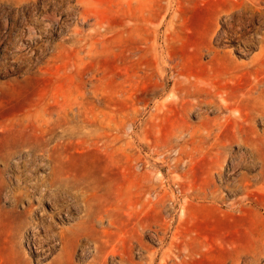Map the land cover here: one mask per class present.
Wrapping results in <instances>:
<instances>
[{
    "label": "rangeland",
    "instance_id": "374dc122",
    "mask_svg": "<svg viewBox=\"0 0 264 264\" xmlns=\"http://www.w3.org/2000/svg\"><path fill=\"white\" fill-rule=\"evenodd\" d=\"M263 24L264 0H0V115L36 149L0 164V263L264 264Z\"/></svg>",
    "mask_w": 264,
    "mask_h": 264
},
{
    "label": "bare ground",
    "instance_id": "6f19581e",
    "mask_svg": "<svg viewBox=\"0 0 264 264\" xmlns=\"http://www.w3.org/2000/svg\"><path fill=\"white\" fill-rule=\"evenodd\" d=\"M247 1V0H246ZM242 2V1H241ZM243 3V2H242ZM250 5V4H249ZM263 5V4H262ZM257 6V5H256ZM262 7V6H261ZM257 8V7H256ZM259 10V9H258ZM260 11V10H259ZM250 12V11H249ZM249 14V13H248ZM247 16V15H246ZM250 18V17H249ZM246 21V20H245ZM236 24V23H235ZM233 25V24H232ZM264 25V24H263ZM235 27V26H234ZM236 28V27H235ZM241 28V27H240ZM229 39V38H228ZM181 83H183L182 82V79L181 78H179V79H177V81H176V84H180L181 85ZM191 85V84H190ZM61 120V119H60ZM56 121V120H55ZM59 121V120H58ZM35 122V121H34ZM45 122V124H47V126L48 125H52V123H50V121H44ZM36 123H39V121L37 120L36 121ZM60 123H62V122H59V123H55V125L54 126H57V125H59ZM54 124V123H53ZM40 125H41V123H40ZM60 126V125H59ZM35 127V126H34ZM36 127H38L37 125H36ZM54 128L55 127H53V128H51V130L53 129L54 130ZM35 130V129H34ZM36 133V132H35ZM34 132H33V134H34V136H38V135H36ZM0 135H1V137H0V164H2V165H4V167H6V168H8V167H10L11 165H12V163L14 162V163H17V161H22V163H17L16 165H15V167L16 168H18V169H20V168H24L25 167V165H27V164H31V163H33L34 162V160L36 159V157L33 155V154H35L36 152H35V150L36 149H34V150H32V151H25V117H17V118H4L2 115H0ZM45 137V136H44ZM47 139V138H46ZM51 140V139H50ZM48 141L47 140H45V141H43V143L40 145V149L39 150H41V151H43V152H45V145L46 144H49V143H47ZM43 183V182H42ZM75 184V183H74ZM45 186H46V188H48V190H50V191H52L53 192V197H54V200H55V204H58L59 203V201L62 199V198H68V197H72V198H74V199H78V200H81V201H84V202H86L85 204L86 205H88V203H89V200L88 199H85V197L86 196H84V194H81V193H79L78 194V192L77 191H75V187H77V186H79L78 184H76V185H73L72 183H69V182H61L60 181V179H51L50 180V182H48V183H45ZM85 186V185H84ZM150 187L152 188V183H150ZM63 188V189H62ZM86 188V187H85ZM81 189V188H80ZM82 189H84V188H82ZM87 189V188H86ZM151 190V189H150ZM88 191V193L87 192H85L86 193V195H88L89 194V192H90V190L88 189L87 190ZM95 191V190H94ZM81 192V191H80ZM90 193H92V190H91V192ZM95 193V192H94ZM94 193H92V194H94ZM96 194V193H95ZM50 196V195H49ZM90 196V195H89ZM88 197V196H87ZM91 197H93V196H91ZM96 198V197H95ZM47 199V198H46ZM94 199V198H93ZM93 199H91L92 201H93ZM91 200H90V202H91ZM47 202H48V200H47ZM60 202H62V201H60ZM98 202V201H97ZM235 202V201H234ZM49 203V202H48ZM93 203V202H92ZM29 204V203H28ZM61 204V203H60ZM91 204V203H90ZM92 205V204H91ZM91 205H88L89 207H92ZM55 206V205H54ZM60 206V205H59ZM52 207V206H51ZM40 208V207H39ZM58 208V207H57ZM61 208V210L63 209L62 207H60ZM59 208V209H60ZM72 208V207H71ZM33 209V208H32ZM87 209L89 210V208L87 207ZM86 209V210H87ZM90 209H92V208H90ZM235 209H237V208H235ZM234 209V210H235ZM24 210V209H23ZM66 210V209H65ZM64 210V211H65ZM71 210V209H70ZM73 210H75V209H73ZM233 207H231V209H230V212L229 213H232L233 211ZM76 212V211H75ZM87 212H89L90 213V210L89 211H87ZM86 212V213H87ZM92 212V211H91ZM59 213V212H58ZM63 213V212H62ZM82 213V212H81ZM85 213V214H86ZM100 213V212H99ZM234 213V212H233ZM59 214H61V213H59ZM64 214V213H63ZM84 214V215H85ZM102 214H104V213H102ZM101 214V215H102ZM56 215H57V213H56ZM56 215H54V216H56ZM80 215V214H79ZM14 216V215H13ZM86 217H87V215H85ZM51 217H53V216H51ZM61 217H62V215H61ZM90 217L92 218V215L91 216H89V217H87V218H89L90 219ZM96 217V216H95ZM95 217H93V218H95ZM98 217V216H97ZM97 217H96V219H97ZM100 217V216H99ZM104 217V216H103ZM80 220H83V219H81L80 217H78ZM77 218V219H78ZM100 218H102V217H100ZM17 219V218H16ZM52 219V218H51ZM76 219V220H77ZM79 220V221H80ZM75 221V220H74ZM78 221V220H77ZM78 221V222H79ZM86 222H87V220H86ZM92 222L94 223V221H93V219H92ZM85 224V222H83V221H80V223L78 224V226H80V224ZM44 225V224H43ZM50 226H51V224H49ZM76 226H77V224H75ZM91 225V224H90ZM75 226V228H78V226L76 227ZM82 226H84V225H82ZM34 227V226H33ZM85 227V226H84ZM92 227H94V224H92ZM80 228V227H79ZM95 228H97V227H95ZM80 229H82V228H80ZM83 229H85V228H83ZM63 230H64V227H63ZM73 230V229H72ZM63 232H65V231H63ZM73 231H71L70 233H72ZM62 233V232H61ZM68 233H69V231H68ZM74 234H76V233H73V235ZM61 235V234H60ZM70 236V235H69ZM68 236V237H69ZM71 236H72V234H71ZM75 236V235H74ZM107 236V235H106ZM62 238V237H61ZM72 238H73V236H72ZM72 238H70V239H72ZM92 239V238H91ZM64 240V239H63ZM73 240V239H72ZM72 240H70V242H72ZM65 241H67V239H65ZM75 241H77V240H75ZM79 241V240H78ZM68 242H69V240H68ZM67 242V243H68ZM74 243V242H73ZM76 243V242H75ZM109 244V243H108ZM263 244H264V242H263ZM264 247V245H262V247H261V253H263L264 254V250H262V249H264L263 248ZM102 250V249H101ZM67 251V250H66ZM254 261H257V260H255L254 259ZM73 263V262H72ZM97 263V262H96ZM0 264H5L4 262H2L1 261V263Z\"/></svg>",
    "mask_w": 264,
    "mask_h": 264
}]
</instances>
